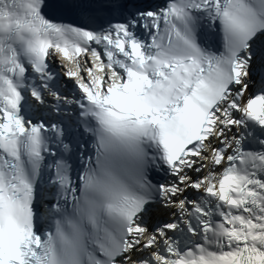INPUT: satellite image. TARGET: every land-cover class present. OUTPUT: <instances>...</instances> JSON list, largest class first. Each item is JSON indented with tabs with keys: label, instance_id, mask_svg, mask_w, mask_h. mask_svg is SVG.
<instances>
[{
	"label": "bare ground",
	"instance_id": "6f19581e",
	"mask_svg": "<svg viewBox=\"0 0 264 264\" xmlns=\"http://www.w3.org/2000/svg\"><path fill=\"white\" fill-rule=\"evenodd\" d=\"M51 61L53 65L59 66V73L61 77L66 75V79L69 83L76 89L86 88L89 86L92 87H100V83L103 81L104 83H109L113 79V76L110 74L104 73L102 69V64L95 58L94 55H80L74 56L70 54L60 53L58 51H54L51 55ZM64 97L56 94V97L59 99H63L64 101H69L70 92L68 90L64 91ZM32 98L40 102L41 100L37 99L34 95ZM50 104V103H48ZM216 127L219 132H221L222 136L232 135L234 134V128L228 124L225 120L218 117L216 121ZM233 136H236L235 134ZM236 138V137H235ZM244 136H240V138H236V140H242ZM190 161V160H189ZM264 227L261 225L256 226V230L258 233H261ZM251 234L250 231L245 232V236ZM252 235V234H251ZM239 241V239H238ZM173 245V244H170ZM255 248V257H261V254L264 250L262 247L257 244L254 246ZM227 250L220 251L213 254L205 253L197 257L192 263L196 261L195 264H229L230 258L227 256ZM233 260L239 259V256L232 257ZM157 264H168V260L162 259L160 256L156 257ZM141 264V263H140Z\"/></svg>",
	"mask_w": 264,
	"mask_h": 264
}]
</instances>
